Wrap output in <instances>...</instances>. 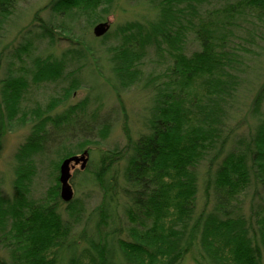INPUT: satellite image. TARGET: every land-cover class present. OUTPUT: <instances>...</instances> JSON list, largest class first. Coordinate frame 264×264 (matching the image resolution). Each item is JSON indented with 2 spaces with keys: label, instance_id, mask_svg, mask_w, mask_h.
<instances>
[{
  "label": "trees",
  "instance_id": "obj_1",
  "mask_svg": "<svg viewBox=\"0 0 264 264\" xmlns=\"http://www.w3.org/2000/svg\"><path fill=\"white\" fill-rule=\"evenodd\" d=\"M114 1L51 0L43 8L48 20L37 15L18 51L0 54V156L6 132L32 122L16 155L13 194L0 193V264H186L192 256V264H264V81L250 103L246 78L251 54L264 50V0L214 8L208 0H147L144 20L111 27L89 43ZM17 12L18 0H0V37ZM58 36L71 43L61 56L33 57L13 71L36 39L54 46ZM190 38L198 47L192 51ZM152 56L156 64L166 59L164 72L146 75ZM89 67L93 86L105 79L120 97L142 82L150 93L146 130L133 138L125 124L126 146L97 159L88 143L109 137L114 126L90 109L102 96L98 87L60 113H53L60 99L25 106L31 88L62 79H70L65 94L72 96ZM84 152L89 163L79 184L97 186L102 201L76 238L87 209L76 196L62 200L59 172L64 159ZM48 155L59 158L51 202L32 196L37 158Z\"/></svg>",
  "mask_w": 264,
  "mask_h": 264
},
{
  "label": "rangeland",
  "instance_id": "obj_2",
  "mask_svg": "<svg viewBox=\"0 0 264 264\" xmlns=\"http://www.w3.org/2000/svg\"><path fill=\"white\" fill-rule=\"evenodd\" d=\"M211 2V7H220L230 0H208ZM51 0H18V12L10 19L9 23L6 25L3 36L0 37V54H10L16 53L20 47L23 38L28 35V31L32 28L35 23L36 16L38 15L42 19L48 20L49 11L43 8L49 4ZM209 3V2H208ZM147 0H115L113 5L109 8L108 22L111 27L117 28L118 25L124 24L132 20H144L151 13L150 7L147 5ZM93 37H88L89 43L96 42L95 36L92 30ZM193 38V37H192ZM190 38L188 51H192L197 47L195 41ZM57 42L54 46H50L47 40H35L34 49L29 53L27 57L23 60L15 59L12 63V68L14 72H21L22 68L28 67L31 64V59L37 56H46L49 54H54L56 56H61V54L70 48V41L65 40L58 36ZM114 39L111 38L109 43H114ZM264 51V50H263ZM261 49L256 48L254 53L251 54V59L248 61V88L250 89L251 95L247 94V97H251L248 101L252 103V98L256 90L260 87L264 81V52ZM263 62L262 68L261 64L257 62L258 59ZM154 56L148 58L144 63L145 73L148 75L151 72L158 71L164 72L167 66L166 59L165 62L156 64L153 61ZM76 63L72 62L69 65L68 71L76 67ZM6 66L3 67L2 73L4 74ZM91 67L87 68L81 76L80 79L83 81L81 89H78L72 96H67L66 89L69 87V78L62 79L58 83H44L35 88H31L30 93L26 96L25 106L27 109H31L33 106L40 105L42 107L47 106V104L53 99H60L61 104L54 110L53 113H60L64 109L71 105H76L82 100H85L89 94L93 93L92 87H98L97 94L100 93L101 98L95 100L92 98V103L90 109L99 108L100 114L106 117L108 122L114 123L113 130L109 137L103 139L101 137L93 138V141L89 142L87 150L91 152V158L97 159L103 151L122 149L127 144V137L124 131V125L127 124L132 137L138 138V136L144 132L146 129L144 127L145 115L148 114V108L150 106V93L144 91L143 83L140 82L121 93V96L113 89L111 83H108L105 79L99 80L97 86H93L89 80L91 74ZM87 76L89 77H86ZM86 77V78H85ZM88 79V80H87ZM91 79V78H90ZM96 80V79H94ZM97 83L94 82V84ZM251 83V86H249ZM95 95V94H94ZM152 95V94H151ZM255 121V119H253ZM250 120L251 124L253 123ZM31 121H28L23 125L22 128L6 132L3 138V150L0 156V193L3 194H13V182L15 177V165H16V155L19 152V148L23 143H25L28 135L31 131ZM248 124L244 123L241 127V131L248 128ZM79 141L72 140L69 142L70 146L77 147ZM37 158V174L33 181L32 186V196L39 201H50L48 195H50V190L56 184V172H58L57 165L59 158L55 155H48ZM123 163L117 164V168L122 172ZM80 166L76 167L72 173L73 178L71 183L75 190V196L78 200L84 201L87 209V213L84 216L85 223L83 225L77 224L75 226L76 238L80 232L87 226L86 223H92L90 221V214L92 211L101 203L102 192L97 186L89 185L81 187L80 183ZM201 191L199 193L198 209L203 210L205 206V200H203V189L206 181V165L201 166ZM60 173V172H59ZM77 173V174H76ZM53 202V201H52ZM248 204V203H247ZM61 211H66V205L63 203L57 204ZM248 209V205H246ZM121 212V211H120ZM66 217V215H65ZM122 221L124 220L121 218ZM191 257V256H190ZM194 263L193 256L189 258L186 264Z\"/></svg>",
  "mask_w": 264,
  "mask_h": 264
},
{
  "label": "water",
  "instance_id": "obj_3",
  "mask_svg": "<svg viewBox=\"0 0 264 264\" xmlns=\"http://www.w3.org/2000/svg\"><path fill=\"white\" fill-rule=\"evenodd\" d=\"M111 28V24L108 21L101 22L94 27V35L97 38L103 37ZM89 163V154L84 152L81 155H74L64 159L60 166V183H61V198L64 202L69 203L75 196V191L71 183L72 171L76 166L80 165V168L86 169Z\"/></svg>",
  "mask_w": 264,
  "mask_h": 264
},
{
  "label": "flooded vegetation",
  "instance_id": "obj_4",
  "mask_svg": "<svg viewBox=\"0 0 264 264\" xmlns=\"http://www.w3.org/2000/svg\"><path fill=\"white\" fill-rule=\"evenodd\" d=\"M78 166H80V165H78ZM78 166H76V167H78Z\"/></svg>",
  "mask_w": 264,
  "mask_h": 264
}]
</instances>
